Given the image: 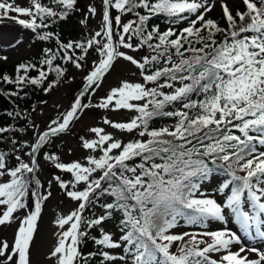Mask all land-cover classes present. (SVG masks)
<instances>
[{"label":"snow or ice","instance_id":"6c2138e0","mask_svg":"<svg viewBox=\"0 0 264 264\" xmlns=\"http://www.w3.org/2000/svg\"><path fill=\"white\" fill-rule=\"evenodd\" d=\"M240 3L242 8L229 0H102L99 11L89 4L81 21L99 15L98 30L64 43L37 30L78 11V0H29L27 6L0 0V20L56 41L55 49H44L41 67L19 63L15 78L0 74V82L15 86L7 96L21 98L28 86L51 92L67 72L62 64L85 71L78 95L45 129L11 111L7 115L27 119V127H0V142L12 145L0 151V227L17 225L11 243L0 238V264H33L53 183L75 207L53 221L47 264H264V248L248 243L264 240V0ZM216 8L223 26L211 16ZM161 18L163 29L151 23ZM90 50L96 59L86 69ZM119 60L134 67L136 80L122 79L98 103H84ZM33 69L38 75H29ZM89 108L132 115L124 121L102 117L111 132L89 127V135L79 137L82 160L64 162L45 150ZM156 119L171 122L156 127ZM29 129L31 143L16 139ZM41 157L64 174L53 175L47 188L39 177ZM216 174L225 177L217 184L219 195H208L205 185ZM111 221L117 232L106 230ZM212 222L221 226L212 228ZM232 222L238 230L227 227ZM181 224L198 230L175 232ZM89 240L95 251H85Z\"/></svg>","mask_w":264,"mask_h":264},{"label":"rangeland","instance_id":"374dc122","mask_svg":"<svg viewBox=\"0 0 264 264\" xmlns=\"http://www.w3.org/2000/svg\"><path fill=\"white\" fill-rule=\"evenodd\" d=\"M17 4L21 6H27L29 0H15ZM43 3H48L49 0H42ZM229 3L235 8L240 0H229ZM91 4L95 6L98 11L102 6V0H78V12L81 21L85 20L87 15V7ZM212 14L221 15V10L216 8ZM124 19V18H123ZM100 16L89 17L85 23H81L80 32L85 34V40L89 38L90 34L99 28ZM165 28V27H164ZM37 51L36 42L33 39V32L30 29H25L21 25L17 24L14 20L3 19L0 20V56H6L7 60H0L1 67H10L19 60L26 59L32 55H35ZM96 59V54L91 52L86 57V69L91 66L92 61ZM135 71L134 67L129 65L123 60H119L114 65L113 69L108 75H106L101 87L97 89L94 96L84 97L83 102H91L93 104L98 103L100 98L105 96L111 87H115L122 79L136 80L133 76ZM85 71L77 70L75 68H68L65 77L61 80V83L57 85L55 89L45 95V98H41L38 106L35 108L32 121L40 126V130L45 129L50 119L57 116L59 112H63L68 109L70 103L78 95L80 89L83 87V75ZM44 99V100H43ZM41 101H46V104H42ZM132 113L126 111L113 112L102 109L89 108L85 109L80 114V119L75 121L71 126V131L60 134L58 137L53 138L52 143L46 146L45 150L50 153H55L61 157L64 162H71L76 159H83L86 155L85 150L80 147V136H88L87 129L92 126H104L107 131H113L111 128L102 124V117L107 116L114 121L127 120ZM27 127V125L25 126ZM31 129L27 132H23L21 138L18 141L32 142L33 137L31 135ZM119 138L127 141L130 136L127 134L115 133ZM53 147V149H49ZM8 149L0 148V151H8ZM22 155V153H21ZM25 159H27L25 157ZM9 165L15 163L14 155L10 154L8 161ZM41 171L39 177L42 184L47 188V181L52 178L53 175H64L54 169L50 163L40 158ZM65 178L67 176L65 175ZM225 179L222 175H215L214 179L205 185V191L208 195H219L216 193V187L218 182H222ZM52 196L44 203L42 216L39 221V231L35 238V245L33 246V264H47L44 254L49 250L50 246L55 242L54 232L57 231L53 221L57 214H67L70 209L75 207V203L68 199L64 193L59 189L58 185L53 183L51 187ZM98 212L99 210L96 209ZM16 224L9 227H0V238H6L11 243L13 233L16 228ZM221 225L218 222H212V228H219ZM227 227L233 230H238V226L234 222L229 223ZM106 230L117 232L118 225L116 221H111L105 225ZM198 230L194 226H186L181 224L180 227L174 231L179 233L183 231H196ZM241 235H243L241 233ZM259 238L248 241L252 246L254 242H260V245L256 247L264 248V243ZM175 250V249H173ZM87 251V248L85 249Z\"/></svg>","mask_w":264,"mask_h":264},{"label":"trees","instance_id":"16d2710c","mask_svg":"<svg viewBox=\"0 0 264 264\" xmlns=\"http://www.w3.org/2000/svg\"><path fill=\"white\" fill-rule=\"evenodd\" d=\"M243 5L240 3L235 8H242ZM115 14V13H114ZM213 18H216L220 21L221 25H224V21L220 19L221 15L219 14H212ZM128 17H124L125 22L127 21ZM151 23L159 24L160 27L163 29L166 27L164 20L161 19H154ZM81 27V19L78 11H74L70 13L69 17L65 20H58L56 23L51 24L49 28L47 29H38L37 31L42 34L44 31H51L59 36L60 41L67 43L68 41H83L85 40V34L80 32ZM33 39L36 42L37 45V51L35 55H32L26 59L19 60L18 62L14 63L10 67H1L0 66V74H7L12 78H15V68L19 63H32L36 64L37 67H41L40 61L44 58V49L46 48H56V41L55 38L47 41L40 40L38 38L37 33L33 32ZM77 53L79 54V50H77ZM57 63H61L57 61ZM65 68H74L71 64H62ZM46 68V66H43ZM29 75L36 76L38 75L37 71L35 69L31 70ZM55 74L50 73L49 74V81L54 80ZM49 81H46L45 83H48ZM15 90L14 85H8L5 83L0 82V127H7L12 126L15 128H25L27 125V119L33 118V114L35 111H32L33 107H37L41 98H45V93L40 89L36 88L34 86H28L24 89L23 92H21L20 96L21 98L16 97H9L6 95L7 92ZM27 93L25 96L24 93ZM44 100V99H43ZM22 112L26 114L27 119L25 118H16L13 119L12 117H9L7 115L8 112ZM171 121L167 120H161L156 119L154 120L153 126L159 127L164 125L165 123H170ZM23 132H18L15 134V137L17 140L21 138V135ZM5 137L11 136V133L4 134ZM11 149L12 145L8 143L7 139L0 142V148L2 149ZM49 149H53V147H49ZM220 175V174H218ZM96 211V209L92 210ZM86 215H90V212H87ZM92 235H97V230H92ZM96 246L89 240L87 251H95ZM96 264H99V260L96 261Z\"/></svg>","mask_w":264,"mask_h":264}]
</instances>
